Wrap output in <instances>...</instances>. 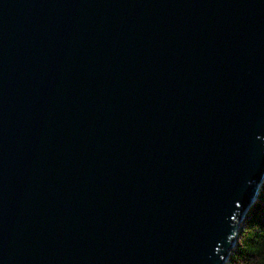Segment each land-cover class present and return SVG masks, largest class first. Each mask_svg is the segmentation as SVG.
<instances>
[{
    "label": "water",
    "instance_id": "95a60500",
    "mask_svg": "<svg viewBox=\"0 0 264 264\" xmlns=\"http://www.w3.org/2000/svg\"><path fill=\"white\" fill-rule=\"evenodd\" d=\"M264 183V0H0V264H226Z\"/></svg>",
    "mask_w": 264,
    "mask_h": 264
},
{
    "label": "trees",
    "instance_id": "16d2710c",
    "mask_svg": "<svg viewBox=\"0 0 264 264\" xmlns=\"http://www.w3.org/2000/svg\"><path fill=\"white\" fill-rule=\"evenodd\" d=\"M226 264H264V183L241 223Z\"/></svg>",
    "mask_w": 264,
    "mask_h": 264
}]
</instances>
